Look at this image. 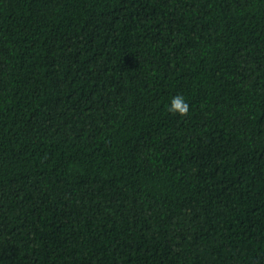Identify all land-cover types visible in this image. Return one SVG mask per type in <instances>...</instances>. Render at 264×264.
<instances>
[{
  "label": "trees",
  "instance_id": "trees-1",
  "mask_svg": "<svg viewBox=\"0 0 264 264\" xmlns=\"http://www.w3.org/2000/svg\"><path fill=\"white\" fill-rule=\"evenodd\" d=\"M0 264H264V0H0Z\"/></svg>",
  "mask_w": 264,
  "mask_h": 264
},
{
  "label": "clouds",
  "instance_id": "clouds-1",
  "mask_svg": "<svg viewBox=\"0 0 264 264\" xmlns=\"http://www.w3.org/2000/svg\"><path fill=\"white\" fill-rule=\"evenodd\" d=\"M173 108H174V109H179L180 112L183 113L184 111H186L187 105L185 104V105L182 107V106H181V103H180V100L177 99V100H175L174 103H173Z\"/></svg>",
  "mask_w": 264,
  "mask_h": 264
}]
</instances>
